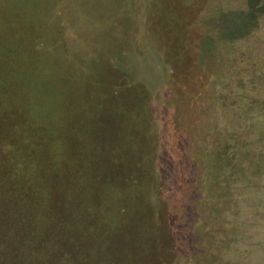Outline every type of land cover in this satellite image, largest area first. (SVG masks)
<instances>
[{
  "label": "rangeland",
  "instance_id": "rangeland-1",
  "mask_svg": "<svg viewBox=\"0 0 264 264\" xmlns=\"http://www.w3.org/2000/svg\"><path fill=\"white\" fill-rule=\"evenodd\" d=\"M50 1L22 56L37 57L44 91L64 81L83 109L141 89L172 264H264V0ZM93 225L79 250L94 260L103 243L107 264L121 240Z\"/></svg>",
  "mask_w": 264,
  "mask_h": 264
},
{
  "label": "trees",
  "instance_id": "trees-1",
  "mask_svg": "<svg viewBox=\"0 0 264 264\" xmlns=\"http://www.w3.org/2000/svg\"><path fill=\"white\" fill-rule=\"evenodd\" d=\"M52 6L0 0V264H95L106 245L86 260L78 243L99 221L121 240L107 244L117 246L107 264H172L153 200L156 166L145 158L158 146L141 89L83 109L64 81L44 91L37 57L22 56L39 37L36 25L43 31L42 19L53 21Z\"/></svg>",
  "mask_w": 264,
  "mask_h": 264
}]
</instances>
